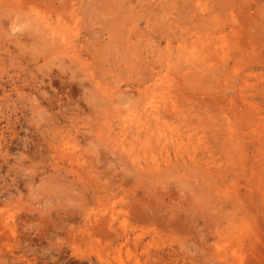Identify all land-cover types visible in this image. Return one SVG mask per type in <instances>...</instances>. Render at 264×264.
I'll list each match as a JSON object with an SVG mask.
<instances>
[{
	"label": "rangeland",
	"instance_id": "rangeland-1",
	"mask_svg": "<svg viewBox=\"0 0 264 264\" xmlns=\"http://www.w3.org/2000/svg\"><path fill=\"white\" fill-rule=\"evenodd\" d=\"M0 264H264V0H0Z\"/></svg>",
	"mask_w": 264,
	"mask_h": 264
}]
</instances>
